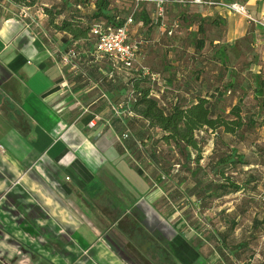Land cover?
<instances>
[{
	"label": "crops",
	"instance_id": "obj_1",
	"mask_svg": "<svg viewBox=\"0 0 264 264\" xmlns=\"http://www.w3.org/2000/svg\"><path fill=\"white\" fill-rule=\"evenodd\" d=\"M216 1L240 4L254 18L264 13V0ZM66 2L58 6L55 0H0V264L13 262L21 250L32 257L31 264H73L75 258L67 262L62 256L86 255L93 264H132L113 241L130 245L141 229L149 235V240L142 235L144 240L155 248V235H161L150 222H164L153 211L163 192L136 162L145 158L141 143L148 123L135 113L113 111L136 81L146 80L114 69L109 60H95L91 39L73 41L58 32L54 25L67 18L72 7ZM63 6L65 13L51 25L48 13ZM148 6L154 8L143 5L144 12ZM179 7L183 25L175 40L145 22L132 27L130 34L134 40L145 28L154 30L157 44L147 48L141 63L161 68L158 73L167 79L173 104H192L198 96L215 94L213 78L204 75L192 83L180 67L186 49V56L197 58L205 43H212L207 32L216 52L224 50L226 63L247 62L249 47L264 59V29L244 15L221 7ZM24 9H29L31 19L22 18ZM77 9L87 25L94 5ZM195 36L198 51L188 48ZM72 48L78 58L63 63L62 55ZM159 52L164 56L156 59ZM143 85L149 88L147 81ZM125 134L129 137L122 140ZM177 233L164 248L174 263L183 264L180 253L191 252L198 261L199 255Z\"/></svg>",
	"mask_w": 264,
	"mask_h": 264
},
{
	"label": "rangeland",
	"instance_id": "obj_2",
	"mask_svg": "<svg viewBox=\"0 0 264 264\" xmlns=\"http://www.w3.org/2000/svg\"><path fill=\"white\" fill-rule=\"evenodd\" d=\"M61 1L55 0V3L60 6ZM134 8V0L112 1V14L118 15L122 20L126 19ZM141 8L143 9V6ZM71 9L82 13V10L77 9V6ZM180 9L182 8L179 5L178 7L170 5L167 7L165 26L169 30L172 29L174 34L169 37L162 29L163 31L160 30L162 36L165 35L173 38V40L176 39V33L183 25L179 19L182 14ZM146 11L151 15L150 18L147 14L148 23L146 24L149 27L151 25V27L157 26L161 29V22L157 21L155 8L148 6ZM153 34L154 30L148 31L145 28L139 35L148 43L143 49L142 57L148 47L155 43L157 44ZM196 37L189 43L188 48L195 47L196 51H198L197 43H194L197 40ZM206 37L212 43H205L204 50L196 53L198 54L197 58L186 56L188 49L184 51L185 55L183 56L185 59L180 67H184L182 72L185 79L190 80L192 78V83H195L196 79L199 80L206 77L204 75L213 78L216 85L213 84L214 96L217 94L215 96L217 110L223 114H228L234 106H239L245 120L254 121L256 124L251 130L243 131L242 135L237 138L226 137L225 142L217 140L216 136L211 132L203 131L199 133L198 137L201 140L203 156L201 165L206 167L210 162L215 161L220 153L227 152L226 145H224V143H227L244 154L246 161L251 163V166H240L235 170L229 171L228 175L240 185L245 186L249 181L251 183L247 185L246 190L221 198L213 197L202 200L196 195L190 194L188 190H185L186 187L191 185L190 182L179 188L172 179L176 173L175 171L179 170V172H182L184 170L183 167L187 166V160L177 150H172L173 148L164 143H159L156 130L145 129L142 138L146 141L143 142L142 139L141 150L143 155H141L147 160L142 157L143 160L138 158L136 162L140 164V168L149 174L154 183L163 192L162 198L154 204L153 211L156 217L161 215L164 218V222H162L163 220L161 224L156 223L155 220L150 222L152 228L161 233L159 236L155 235L160 242H155V248L150 247V244L144 240L142 234L138 232L135 235L136 239L130 241V245L124 240L113 241V244L117 243V246L115 245L116 249L122 255L124 254V258L130 260L132 264H166L161 253L164 254L162 249L166 248L165 242L173 239L175 231L173 227L179 232L177 234L181 236L182 233L194 241L195 244H199L202 241L205 255L210 254L205 264H264V64H262L264 59H260L257 49L249 47L248 58H245L247 62L226 63L223 61L224 57H222L224 50L220 51V53L216 52V46L211 41V35L208 32ZM157 55L156 59L164 56L161 52ZM178 55L176 53L174 56L178 57ZM151 69L153 72L161 70L156 65ZM162 78L167 84L165 75L162 74ZM166 91L160 99V105L168 109L173 104L172 98L174 97L167 96ZM227 111L229 112L226 113ZM262 118L263 120H261ZM136 128L138 133L140 129L139 127ZM131 133H133L132 130ZM155 150L157 151V157L154 159L152 154ZM191 155L194 158L196 154L192 152ZM209 173V181L218 180L210 171ZM256 219L258 224L253 226V222ZM232 221H235L236 228L234 231L228 232ZM227 232L230 236L229 239L232 241L231 246L234 245V247H231L230 251L224 255L213 251L216 249L215 243L217 239ZM243 240H248L249 246L245 249H238L237 245ZM170 243L175 245L176 242ZM170 248L175 251L173 247ZM174 248L177 247L174 246ZM192 254L197 258L195 253L191 252ZM191 255L188 256L184 253V256H181L180 253L179 256L183 259V264H203L199 258L198 261H194L195 258L192 259L193 255ZM62 257L64 260L67 258L65 260L67 262H71V258H75L73 264L75 261H78L76 264H81V262L93 264L90 255L84 257ZM31 258L27 252L21 250L16 254L15 260L7 262V264H31Z\"/></svg>",
	"mask_w": 264,
	"mask_h": 264
},
{
	"label": "trees",
	"instance_id": "obj_3",
	"mask_svg": "<svg viewBox=\"0 0 264 264\" xmlns=\"http://www.w3.org/2000/svg\"><path fill=\"white\" fill-rule=\"evenodd\" d=\"M113 0H67L65 6L70 5L73 7L79 6L83 8H89L94 5V10L89 16L87 25L84 24L83 17L78 14L77 11L70 9L67 18L61 19L54 25L55 19L65 13V8L57 10L55 13H48L50 16V23L54 25V28L58 32L69 34L73 41L90 40V28L92 22L104 21L108 24L118 25V15H113L111 6ZM19 3L27 4V0H17ZM47 12H50L47 10ZM138 18L148 23L147 13L144 9L138 15ZM119 24L122 22L120 19ZM203 43L199 48L202 49ZM143 81L139 79L134 83V89L136 90V101L132 106L134 113L142 120L148 123L150 130H156L158 133L157 141L164 143L165 145L177 150L186 160L187 166H184V170L176 173L172 179L176 182L177 186H185L187 182H190V186L186 187L190 194L196 195L198 198L204 200L209 198H221L231 194H236L246 190L247 185L251 182H247L245 186L238 184L228 172L235 170L238 167L251 166L249 161H246L245 155L240 153L235 147L224 143L227 148V152L220 153L216 160L210 162L209 165L203 167L201 161L203 159L201 152V140L198 137L199 133L203 131L211 132L216 136V139L220 142H225V138H237L242 135L243 131H248L256 124L254 121H246L242 115V111L239 106H234L228 114H223L217 111L215 106L214 94L211 98L197 97V102L188 104L182 100L176 101L168 109L161 107L160 101L150 94V88L143 85ZM215 99V98H214ZM213 100V101H212ZM146 140L143 139V142ZM196 155L192 158L191 153ZM155 150L153 158L157 156ZM194 165L193 167H191ZM207 169V170H206ZM209 169V170H208ZM209 171L217 178L216 181H209ZM165 173H167L165 171ZM170 174V173H169ZM168 174V175H169ZM254 182V181H253ZM258 224V220H254L253 226ZM175 231L176 228L173 227ZM236 228L235 221L231 222L229 231H234ZM144 238L149 240V235L143 230L139 229ZM178 232V231H177ZM223 233L221 238L217 239L215 243L216 249L213 251L225 254L229 252L232 241L229 239V235ZM179 233V232H178ZM181 237L192 247V249L199 255L200 260L205 264L210 254L205 255L202 248V241L199 244H195L190 238H187L181 233ZM149 243V242H148ZM249 246L248 240H243L237 245L238 249H245ZM165 255L164 261L169 264H175L170 253L166 249H162ZM217 250V251H216ZM212 251V252H213ZM211 252V253H212Z\"/></svg>",
	"mask_w": 264,
	"mask_h": 264
},
{
	"label": "built area",
	"instance_id": "obj_4",
	"mask_svg": "<svg viewBox=\"0 0 264 264\" xmlns=\"http://www.w3.org/2000/svg\"><path fill=\"white\" fill-rule=\"evenodd\" d=\"M135 8L130 12L126 19H117L118 25L108 24L104 21L94 22L90 28V38L93 42V50L91 56L95 60H109L112 67L118 71H126L132 77L145 79L150 88L151 96L160 101L161 97L167 90L166 84L163 81L162 75L158 72H153L149 67L141 63L142 52L148 43L143 37H138L130 40L131 29L134 26L143 27L144 21L138 18L141 12V6L149 4L153 5L156 10L157 21L161 22V29L167 36L171 37L174 34L172 29H167L165 19L167 15V6L175 4L182 7L187 6H206V7H221L232 13L244 15L248 22L264 29V13L259 18H254L247 12L246 8L237 3H225L216 0H134ZM23 19H31L29 9L22 10ZM79 56L76 49H70L66 54L62 55V61L65 64H70ZM137 98L134 86L131 88L129 96L121 104L120 107H113V111L117 115L126 113L134 115L132 106ZM127 134L123 135L122 140L127 139ZM165 179L164 176H162Z\"/></svg>",
	"mask_w": 264,
	"mask_h": 264
}]
</instances>
